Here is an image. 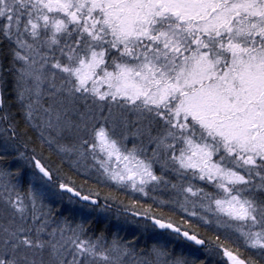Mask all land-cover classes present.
I'll return each instance as SVG.
<instances>
[{
    "label": "rangeland",
    "instance_id": "1",
    "mask_svg": "<svg viewBox=\"0 0 264 264\" xmlns=\"http://www.w3.org/2000/svg\"><path fill=\"white\" fill-rule=\"evenodd\" d=\"M0 20L28 116L75 170L130 192L155 183L153 163L116 136L121 114L136 116L160 126L157 147L182 173L185 212L264 248V211L253 203L264 189V0H0ZM2 73L0 64V101ZM1 114L5 145L34 179L27 201L7 199L18 187L0 173V200L17 221L32 212L37 230L18 223L0 246H49L55 264L100 258L50 209L61 199L92 210V200L62 190L66 177L37 154L44 177ZM0 264L11 263L0 254Z\"/></svg>",
    "mask_w": 264,
    "mask_h": 264
},
{
    "label": "trees",
    "instance_id": "2",
    "mask_svg": "<svg viewBox=\"0 0 264 264\" xmlns=\"http://www.w3.org/2000/svg\"><path fill=\"white\" fill-rule=\"evenodd\" d=\"M0 64L4 82L0 111L8 124V134L17 141L26 142L23 152L28 160H40L37 154L49 159L66 177L70 189L91 199L95 207L84 211L61 199L51 203L53 217L61 219L67 226H79L83 240L101 256H81L74 259L75 264H264V248L251 247L243 236L229 227L217 226L185 212L178 182L182 173L172 168L170 157L157 147L160 126H145L138 117L122 114L119 121L120 134L116 136L121 143L124 141L130 150L151 161L155 167L157 180L143 192H130L96 174L84 175L55 151L29 118L18 88L14 46L5 36L1 20ZM5 144L0 135V173L7 186L16 185L19 191V194L12 192L14 195L7 199L22 196L27 201L33 189V171ZM51 182L54 186L59 184L57 180ZM206 187L200 186L202 190ZM253 203L264 211V189L256 193ZM125 210L169 223L180 233L158 231L151 222L138 220L125 214ZM14 216L11 205L0 200V243L4 242L7 232L14 238L20 225L30 226L31 237H34L37 226L33 213L23 212L20 221ZM3 248L0 246V254L11 264H55L56 253L49 250V246L43 250L24 249L23 254L17 251L18 245L10 248V252ZM68 257L70 259L71 255Z\"/></svg>",
    "mask_w": 264,
    "mask_h": 264
},
{
    "label": "water",
    "instance_id": "3",
    "mask_svg": "<svg viewBox=\"0 0 264 264\" xmlns=\"http://www.w3.org/2000/svg\"><path fill=\"white\" fill-rule=\"evenodd\" d=\"M33 162H34L36 168L39 170V172L44 177L49 178V173L47 172V170H45V168L41 165V163L37 159H34ZM61 189L64 191H68L70 188L69 187H61ZM124 213L128 214V215H130V216H132L138 220L143 219V220L151 222V224L154 225L158 231L169 230L173 233H178V234L180 233V231L177 228H175L173 225H171L169 223H164V222L157 220L155 218H152V217H148L144 214H139L137 212L129 211V210H125Z\"/></svg>",
    "mask_w": 264,
    "mask_h": 264
}]
</instances>
